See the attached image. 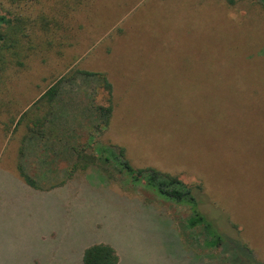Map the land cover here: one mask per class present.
Returning a JSON list of instances; mask_svg holds the SVG:
<instances>
[{
  "label": "rangeland",
  "instance_id": "374dc122",
  "mask_svg": "<svg viewBox=\"0 0 264 264\" xmlns=\"http://www.w3.org/2000/svg\"><path fill=\"white\" fill-rule=\"evenodd\" d=\"M79 2L43 0L21 5L23 11L0 6L9 18L42 14L50 22L48 31L41 25L36 29V48L27 52L24 65L14 64L0 77V171L17 169L22 149L26 163H35L41 149L27 138L32 130L56 133L54 125L33 126L53 112L59 131L45 142L48 157L57 152L56 160L63 164L55 168L53 160L47 165L62 168L64 180L38 183L47 189L69 187L65 198L56 197L63 203L67 244H111L119 253L123 248L130 254L120 264H223L220 251L205 246L204 228H187L193 216L187 206L126 185L119 167L105 163L98 148L116 145L135 168H154L194 187L218 215L208 213L210 217L264 264V4ZM76 71L102 73L114 83L109 128L103 127L98 111L109 105L101 79L76 75L71 80ZM62 78L53 109L46 101L32 107ZM67 141L72 144L65 151ZM83 150L106 171L102 182L92 169L70 174ZM25 168L34 178L38 167ZM47 197L46 207L59 203ZM58 217L60 221L52 219L51 234L56 226L61 231L60 213ZM164 222H170V235ZM24 236L16 242L29 261L43 246L31 239L34 235ZM23 239L33 246L29 249ZM235 256L238 262L243 254Z\"/></svg>",
  "mask_w": 264,
  "mask_h": 264
},
{
  "label": "trees",
  "instance_id": "16d2710c",
  "mask_svg": "<svg viewBox=\"0 0 264 264\" xmlns=\"http://www.w3.org/2000/svg\"><path fill=\"white\" fill-rule=\"evenodd\" d=\"M226 1L230 6H235L238 2L244 0ZM255 1L264 4V0ZM42 2L43 0H0V6L3 8L4 4H8L16 6L23 11L21 5H40ZM77 2L80 4L79 0H77ZM5 12L11 14L8 10H5ZM40 25L46 31H48L50 26V22L42 14L37 18H33L29 15L17 13L13 18H9L8 15L0 13V77L14 64L24 65L23 62L27 52L34 51L36 48V29ZM76 75L101 79L100 82H102V88L109 96L107 100L109 105L108 107L99 106L98 111L100 112V117L104 118L103 127L109 128L114 115L112 84L106 75L102 73L76 71L75 74L71 76L72 78L70 77L71 80H73ZM63 80V78L60 79L50 87L32 107L37 108L39 103H42L43 101H48L50 104L55 103L60 94V86L62 85ZM19 123L20 121L17 124ZM44 124L45 123L40 119H37L33 126L35 128H43ZM30 133V140L38 137L44 139L47 136L45 131L40 130H32ZM98 153L101 154V156H106L104 158L105 163L112 162L119 167L120 171L126 176V185L142 187L167 201L187 206L193 213V216L187 221V228H204L208 236L205 246L220 251L221 256L218 261H221L223 264H260L256 261L254 253L249 250L241 239H235L229 236L223 227H221L219 220L215 221L210 217L212 215H218L212 212V209L207 206L205 200H201V196L197 193V190L194 187L188 185L177 176L161 172L154 168H135L127 158L125 149L119 146L110 145L109 147H106L105 145H102L98 148ZM91 169L96 177L102 175L103 172H106L99 165V161L95 156L88 155L86 151L83 150L82 153L78 155L77 162L74 164L73 170H71L70 173L73 176L78 171L86 172ZM22 175L27 184L38 189L36 182L31 177L26 174ZM102 176H100L101 182L104 180ZM208 213H212V215ZM163 224L166 226L165 230L168 231L167 234L170 235V231H173L170 229V226H168L170 222L167 223V225L165 222ZM236 252H241L243 254V257L240 258L238 262H236L234 258L236 257ZM119 262L120 258L117 251L108 244L93 245L87 248L83 253V264H119ZM218 264H220V262H218Z\"/></svg>",
  "mask_w": 264,
  "mask_h": 264
},
{
  "label": "crops",
  "instance_id": "0c3cea01",
  "mask_svg": "<svg viewBox=\"0 0 264 264\" xmlns=\"http://www.w3.org/2000/svg\"><path fill=\"white\" fill-rule=\"evenodd\" d=\"M110 83L114 85L113 82L110 81ZM60 97L61 93L57 97L55 103H57ZM55 103H48V106L53 109ZM53 115L54 113L50 112V114L46 116V119H41V121L45 124H49L50 127L52 125L56 126L54 128H57L58 132V118ZM45 124L44 126H46ZM57 132L55 133V130L52 129L49 130L48 134H57ZM28 139L29 137L27 140ZM31 140H35L38 149H41V153H38V157L35 158V163H26L25 159L27 155L24 153V149H22L20 151V158H18V160L20 159L19 163L17 162L15 164L17 169H9V171L14 173V177L9 171H0V183H2V186L4 187L0 193L5 192L4 194H0V264H17V261H22V264H83L84 251L96 244L90 243L88 241L84 244H80L78 248H76L75 243L67 244V235L69 234V229H67V224L64 217L65 213H63L62 210L63 203L59 201L60 198L56 197L62 196L63 194L65 198L64 191H68L69 187L62 188L63 184H60L47 189L38 183L41 181L62 182L64 180L63 169L59 168L57 171L56 169H48L47 163L49 164L54 160V163L51 164L56 168L58 165H62L63 162H59L60 160L57 162V152H55V157H48V152H50V149H48V146L45 142L46 138L40 139L38 137ZM31 140L29 139V141ZM75 140L76 138L72 139L74 144L77 143ZM69 144L72 143L67 141L66 147L64 149L65 151H67ZM73 147L74 149L76 148L75 145L71 148L73 149ZM40 158L42 159L41 161L39 160ZM31 165L38 167L34 178L28 173L29 170H26L25 168ZM51 171L53 173H51ZM22 174H26L31 177L36 182L38 189L27 184ZM70 176L71 175H67L68 180L70 179ZM89 177L90 175L87 176V178ZM47 195L56 198L55 200L61 205L62 212H58L60 206L57 202H49L50 207H46L48 203H44V200ZM73 204L74 207L76 206V208H78L79 203L77 204L74 202ZM65 205L70 206L71 203H66ZM58 213H60L62 216V228L60 233H57L56 226L54 236V234H51L50 229L54 230L52 227L53 217L57 221L61 220V217H58ZM70 225L73 224L71 223ZM64 232L66 233L65 237ZM24 235H34V238L31 239H35L34 241H38L39 245L43 246L41 250H36L33 259L29 261H24L23 251L18 247L19 243L16 242V240L19 238L22 239L25 237ZM23 241L24 245L26 244L29 249L31 246H33L32 240L29 241L23 239ZM109 245L115 249L114 245ZM115 250L118 251L117 249ZM119 250H122L123 252V255L122 252H117L120 258V264L122 257H125V255H129L130 253L126 254L123 248Z\"/></svg>",
  "mask_w": 264,
  "mask_h": 264
}]
</instances>
